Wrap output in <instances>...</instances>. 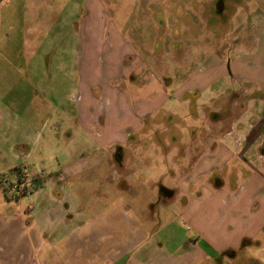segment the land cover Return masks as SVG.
I'll return each instance as SVG.
<instances>
[{
    "label": "rangeland",
    "instance_id": "rangeland-1",
    "mask_svg": "<svg viewBox=\"0 0 264 264\" xmlns=\"http://www.w3.org/2000/svg\"><path fill=\"white\" fill-rule=\"evenodd\" d=\"M254 2L263 8L252 11L248 20L236 19L244 7L232 3V20L223 25L207 20L208 0H196L201 22L189 19L194 6L180 0L1 1L0 264H32L27 244L19 246L16 256L18 250L11 252V225H16L9 218L27 219L34 207L37 215L57 187L82 205L87 218L126 203L128 214L113 215L114 224L80 231L82 237L96 232L97 250L106 252L112 243L106 242L109 235L123 237L128 226L145 225L154 185L143 184L141 174L179 189L171 203L164 196L163 205L155 208L162 241L178 245L197 236L194 223H186V202L191 206L192 199L183 182L193 169L191 157L202 153L193 149L197 146H205L201 158L212 159V171L196 184L206 185V198L195 200L193 210L206 206L208 222L202 228L207 239L218 243L209 244L199 235L197 247L208 254L207 260L188 264H264V147L238 144L264 123V0ZM118 51H127L125 70L112 68L122 56ZM137 71L138 77L129 78ZM142 76L157 86L141 89ZM108 77L114 81L107 85ZM130 80L136 90H129ZM150 91L161 93L150 149H125L122 159L111 163L110 150L95 144L98 138L79 134L64 148L67 134L80 132L77 124H86L95 134L108 124L113 132L129 126L113 118L87 121L84 113L101 111V100L120 98L124 104L130 94L133 104L134 99L149 98ZM123 159L133 162L128 176L134 188L129 191L118 180L126 176ZM246 179L252 187L243 193V214L236 221L233 195ZM252 189L261 192L249 206L246 198ZM80 249L86 256V245ZM66 250L64 262L69 264L76 250L72 245ZM98 256L102 264L104 256Z\"/></svg>",
    "mask_w": 264,
    "mask_h": 264
},
{
    "label": "crops",
    "instance_id": "crops-1",
    "mask_svg": "<svg viewBox=\"0 0 264 264\" xmlns=\"http://www.w3.org/2000/svg\"><path fill=\"white\" fill-rule=\"evenodd\" d=\"M120 53L121 52H119V54ZM131 54H134V57L137 56V54H135L133 51H131ZM121 55L122 56H120L121 58L119 59V62L112 65L113 69L117 67V70L118 68L125 70L124 59L127 56V51L122 52ZM148 65L151 66V63H148ZM148 65L146 64L147 72L149 70ZM138 74V71L133 75L129 73V78L136 76L138 77ZM140 76L141 74L139 75V77ZM113 81L114 79L108 77L106 78L104 83L106 82L108 85ZM139 81L143 82L141 89L150 90V88L157 86L156 81H151V78L149 77L140 78ZM159 82L161 84L160 80ZM129 84L130 91L136 90V83H132L131 81ZM131 86L133 87L131 88ZM158 94L159 97L157 98ZM160 97L161 93L150 91L149 98L145 100L134 99L135 103L133 104L130 94H128V96L126 94L125 101H127V103L124 104L120 102V98H117L114 101L101 100V111L97 113L89 110H87V112L85 111L86 113L84 114L87 115V121H93L94 119L110 121L113 118L114 120L116 119L121 123H129V126L123 128L122 130L119 129L113 132L115 129H111L110 125L108 124L105 127L103 133L95 134L92 128H90L91 130L88 129L89 127L87 128L86 124H84L86 127L84 125L79 126L77 124L75 130H77L78 128L80 129V132L76 134H74L73 132L68 133L67 138L64 142V148L67 149L70 143H72L76 139L75 137H77V135L83 134L86 138H98L100 142H95V144L98 147L110 150V162L121 160V157L123 156L121 151H124L125 149H150L152 141L155 140L153 136L154 125L152 118L157 114V108L155 105L158 102L160 103V101L158 100ZM113 105L115 109H117V106L119 109L118 111H115V113L112 110ZM141 106L143 107V109L140 108ZM259 126L260 124L258 125V127ZM256 128H253L250 136H246V139H244L243 141L240 140L238 144L241 147L242 144H245L244 148L246 147V149L249 145H255L254 147L257 146V148H259L260 146L264 147V123L261 127L257 129ZM222 132L226 133L230 131L222 130ZM160 140L161 139L158 138V141L160 143H163ZM220 144L223 147L225 145V142L221 141ZM215 147L216 144L212 147L214 149L213 152H215ZM193 149H201L202 153L196 158L191 157V165H193V169L191 172L186 174L183 182H185V191L187 193V196L192 199L191 206H189V199L186 202V223H194L196 228L195 231H197L198 234L197 236L184 238L178 245L171 244V242L166 243L165 241H162V236L159 234L161 233V228L160 225H158L160 224V221L154 216V214L156 213L155 208L157 206L163 205L164 196L168 198V203H171L176 197L177 191H179V189L177 188V185H174L173 187L166 186V184H164L161 181L162 179H159V177L152 178L150 177L151 175L141 174L140 178L143 184H146V182H151L153 183L152 186L154 185L152 190V197L146 204L149 210V215L145 219V225L140 224L138 227L134 228L128 226L127 234L123 237L115 234L109 235L106 242L111 241L112 243L107 245L108 248L106 252H101L100 249L99 251L97 250L96 246H98L97 242L99 241V238L93 235L96 232L91 231L92 233L82 237L80 231L85 228H95L97 226L103 225L107 226L113 223L110 219L115 214H122L126 216L128 214L126 203L120 202L119 205H110L104 209L103 215L102 212H99L96 216L87 218V216L85 217L86 211L83 210L84 208L82 207V205H80L76 200L73 202L70 201L71 198L68 196L67 190H64L61 187H57L55 188V190L50 191L49 201L43 200L41 202L38 207L39 213H37V215L33 212L35 210L34 207V210L28 212V215L30 217H28L27 219H8L10 222L15 223L16 225L15 227L11 225V252L17 251L20 245L27 244V246H29L31 249L29 255L33 257L32 260H30L32 264H36L37 260L41 264H67L66 262H64L67 259L65 258L67 252L66 247L70 245L74 246L76 254L69 257L70 259H72L70 262H68L69 264H99L98 258L100 259V256H98V252L99 254H103L104 256L102 257L104 261L102 264H188L191 261L192 263H195L196 261H203L204 258L205 262L207 260L206 258L208 254L204 251L199 250L200 248L197 247L196 240L200 239L201 237L206 238V230L204 229L205 222H208L207 213L204 211L206 209V206L203 205L196 213L195 210H193V207L195 205V200L199 202V200L203 199L204 197L206 198V185L204 186L203 184H201L199 187H197L196 184L202 183L204 178L212 171V169L208 167L212 159L207 162L205 160V155L201 158V156L205 153V146H197ZM123 164L124 165L121 166V171L122 173H126L125 175L128 178H124L126 176H120L118 180L119 183L122 184L123 188L129 191L130 189L134 188L133 186H131L132 181L128 176L131 175V172L133 171L131 169V167L133 166V162L126 159ZM220 182L221 178L218 180L217 184V187L219 188L222 185ZM251 183V179H246L234 192L235 195H233L232 201L233 211L231 213V215H233V220L238 221V218L243 214L239 210L243 207L242 203H245V198L242 202L244 197L243 195L248 191V189L252 187ZM162 188L166 189L165 194L162 193ZM257 190L254 191L252 189V192H250V198H248L247 196L246 202L249 206L254 203L255 194L261 192L260 190ZM262 204L264 205V202ZM263 205H260V207H258L256 211H261ZM42 217L43 223L41 222ZM150 225L155 226L150 227ZM202 225L204 226L203 228ZM262 228L264 229V227ZM200 229H204V235L203 231H200ZM199 235H201V237ZM250 239H254L253 236H251ZM205 240H208L210 242L209 244L218 243L216 239L211 241L206 238ZM92 242H94L95 247H92ZM83 245H86V256L84 255V251L80 249V247H82ZM136 247L138 248L133 252ZM18 252L19 250L17 251V253H15V256L18 254ZM0 260H2V251H0Z\"/></svg>",
    "mask_w": 264,
    "mask_h": 264
},
{
    "label": "flooded vegetation",
    "instance_id": "flooded-vegetation-1",
    "mask_svg": "<svg viewBox=\"0 0 264 264\" xmlns=\"http://www.w3.org/2000/svg\"><path fill=\"white\" fill-rule=\"evenodd\" d=\"M1 1L2 0H0V3H1ZM180 1L184 2L188 6H194L192 8V11L188 15L189 19H194L196 22L203 21L201 17H197L195 15L196 10H198V8H199V6H198L199 3H196V0H180ZM252 1L253 0H245V1L244 0H208L207 7H210V3H211V7L208 10L210 13L207 14L209 16L207 20L209 22H212L213 20H215V21L217 20V21L222 22V24L224 23L223 25H227V23L232 20V15H233L232 12L235 11L232 3H234L235 5H238V6L242 5L240 7H244L245 12L243 11V14L241 16H237L236 19L241 20V19L245 18V20L246 19L248 20L251 16L252 11H260L259 8H263L258 3L255 4V2H254L252 4ZM244 3L246 5L243 6ZM196 7H198V8H196ZM253 8H254V10H253ZM163 27H165V24L163 25ZM228 66H230V62H229Z\"/></svg>",
    "mask_w": 264,
    "mask_h": 264
},
{
    "label": "trees",
    "instance_id": "trees-1",
    "mask_svg": "<svg viewBox=\"0 0 264 264\" xmlns=\"http://www.w3.org/2000/svg\"><path fill=\"white\" fill-rule=\"evenodd\" d=\"M165 191H166V189L165 188H162V193L163 194H165Z\"/></svg>",
    "mask_w": 264,
    "mask_h": 264
},
{
    "label": "built area",
    "instance_id": "built-area-1",
    "mask_svg": "<svg viewBox=\"0 0 264 264\" xmlns=\"http://www.w3.org/2000/svg\"><path fill=\"white\" fill-rule=\"evenodd\" d=\"M14 187H16V186H14Z\"/></svg>",
    "mask_w": 264,
    "mask_h": 264
}]
</instances>
